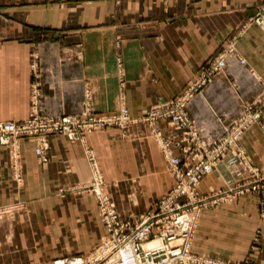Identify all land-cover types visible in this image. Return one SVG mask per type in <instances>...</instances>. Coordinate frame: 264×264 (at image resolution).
Masks as SVG:
<instances>
[{
	"label": "crops",
	"instance_id": "1",
	"mask_svg": "<svg viewBox=\"0 0 264 264\" xmlns=\"http://www.w3.org/2000/svg\"><path fill=\"white\" fill-rule=\"evenodd\" d=\"M263 6L264 0H0V120L25 118L34 102L49 115L88 107L146 114L231 46L226 65L188 105L201 133L217 139L263 88L264 27L251 19ZM261 121L239 140L258 166H264V112ZM160 126L165 137L174 135V146L182 131L168 119ZM150 132L139 122L77 140L53 133L46 162L33 136L17 139L18 158L0 143V264H53L101 242L107 229L94 193L71 189L89 180L91 154L122 217L148 209L174 179ZM228 177L222 164L201 189ZM263 211L264 191L204 209L192 250L226 260L249 255L264 264V243L250 248L255 228L264 227Z\"/></svg>",
	"mask_w": 264,
	"mask_h": 264
},
{
	"label": "built area",
	"instance_id": "2",
	"mask_svg": "<svg viewBox=\"0 0 264 264\" xmlns=\"http://www.w3.org/2000/svg\"><path fill=\"white\" fill-rule=\"evenodd\" d=\"M251 19L264 27V6ZM231 50L230 46L207 60L195 80L180 94L153 104L148 109L146 114L151 119H168L173 128L183 131L188 143L184 144L186 147L182 149V156L170 149L166 137H163V146L175 182L145 212L138 216L120 215L104 189L105 181L98 162L93 154L90 155L92 173L89 180L73 185L71 189L91 191L96 195L100 217L107 232L101 242L87 254L57 258L54 264H253L249 257L237 261L221 260L196 253L191 246L197 223L196 211L200 206L209 201H231L259 187L254 182L245 181L249 174L243 165V150L238 145L246 128L245 120H235L227 126L224 135L212 139L204 136L188 115L187 104L222 69L226 64V55ZM263 94L264 91L257 96V100ZM130 116L127 108L98 113L89 107L80 113L49 115L42 112L34 102L28 117L0 120V143L9 146L12 154L18 158L17 139L33 136L36 139L37 156L40 161L46 162L51 134L63 133L71 140L82 139L90 132L110 125H120L125 129L132 121ZM161 133L164 135V128ZM175 142L181 145V141ZM188 162L191 164L186 165ZM222 164L236 185H231L229 189L212 190L202 197L199 189L201 180ZM232 181L229 183H234Z\"/></svg>",
	"mask_w": 264,
	"mask_h": 264
},
{
	"label": "rangeland",
	"instance_id": "3",
	"mask_svg": "<svg viewBox=\"0 0 264 264\" xmlns=\"http://www.w3.org/2000/svg\"><path fill=\"white\" fill-rule=\"evenodd\" d=\"M228 54V53H227ZM227 56L228 55H226V58H227ZM227 60V59H226ZM227 62V61H226ZM226 65V64H225ZM224 65V66H225ZM223 66V67H224ZM222 67V68H223ZM264 91V84H263V88H262V90H261V92H260V94L262 93ZM259 94V95H260ZM258 95V96H259ZM256 100H257V97L256 98H254L252 101H250V102H248L247 103V105H246V109H248V110H251V111H248L247 110V112L246 113H244L242 116H240L239 118L240 119H242V120H245V122H246V128L243 130V133H242V135L240 136V138L245 134V132L247 131V130H249L250 128H252L253 126H255V125H258V124H261L262 123V121H261V118H262V115H263V112H264V94L261 96V98L260 99H258L257 100V102H256ZM191 101V100H190ZM189 101V102H190ZM188 105H189V103L187 104V110H188ZM251 106H253V108H250ZM32 110V109H31ZM258 113V114H257ZM189 115V114H188ZM29 116V115H28ZM28 116H26V117H28ZM190 116V115H189ZM25 117V118H26ZM131 119H132V121L129 123V125L130 124H134V123H139V122H144V123H146V124H148L150 127H151V132H150V134H151V136L157 141V143H158V145H159V147H160V149H161V151H162V154H163V156H164V158L166 159V162H167V166H168V170H169V172L171 173V170H170V167H169V161H168V158L166 157V149L164 148V146H163V142H164V138L163 137H165L164 135H163V133H161V134H159V132H161V129H162V126H160V120H162V119H164V118H159V119H157V118H154V119H151V117L150 116H148L147 114H142V115H132L131 114ZM191 117V116H190ZM192 118V117H191ZM239 118H237V119H239ZM237 119H234L231 123H233L235 120H237ZM171 123V122H170ZM230 123V124H231ZM128 125V126H129ZM110 126H116L118 129H120L121 131H123V132H125L126 130H127V128H128V126L124 129V128H122V127H120V125H110ZM108 127V126H107ZM161 128V129H160ZM172 137H174V135H171V137H169V136H166V139H167V141H168V144H169V148L170 149H172L173 151H176L177 149H179V150H182V149H184L186 146H184V144H186V143H188V140H187V138H185L186 137V135H185V133L182 131V134H181V138L180 139H178L179 141H181V145H177L176 143H175V145L174 146H172V143H173V138ZM240 138H239V140H240ZM175 142V141H174ZM238 145L241 147V149L243 150V165L245 166V168H246V170H247V172H248V176L246 175V182H248V183H251V182H254V185H258L259 187L256 189V190H248L247 192H250V191H257L258 193L259 192H262V191H264V166H258V165H253L252 163H250L249 161H248V154H247V150L243 147V146H241L240 145V143L238 142ZM183 151V150H182ZM191 161V160H190ZM192 162H194V160L192 161ZM189 164H191V162H188V163H186V165H189ZM99 165V164H98ZM99 168H100V171H101V174H102V176L104 177V181H105V183H104V189H105V191L108 193V196L111 198V195H110V193H109V191H108V189L106 188V180H105V176H104V173H103V171H102V169H101V167H100V165H99ZM172 174V173H171ZM173 176V175H172ZM174 178V177H173ZM204 179V178H203ZM203 179L201 180V182H200V184H199V189H200V192H201V196L202 197H204L205 195H208V194H210L211 192H212V190L213 191H215L216 189H218V188H223V189H229L230 187H231V185H236V183L234 182V181H232L231 180V178H227V181H225V183L224 184H221L220 186H218V187H215V188H208V190L206 189V191L205 190H202L201 189V183H202V181H203ZM229 179V180H228ZM230 181H232V182H234V183H229ZM174 182H175V179H173V182H172V184L167 188V190L166 191H168L169 189H170V187L174 184ZM165 191V192H166ZM164 192V193H165ZM163 193V194H164ZM246 193V192H245ZM244 193V194H245ZM162 194V195H163ZM244 194H242V195H244ZM95 195V194H94ZM161 195V196H162ZM242 195H240V196H238L237 198H234L233 200H226V201H223V202H220V203H211L212 201H209V202H207V204L206 205H202V206H200V209L198 210V211H196V215H197V223H198V221H199V218H200V216H201V213H202V211L204 210V209H206V208H208V207H212V206H218V205H228V204H232V203H234L235 201H237ZM161 196H159V197H161ZM158 197V198H159ZM95 198H96V195H95ZM157 198V199H158ZM112 199V198H111ZM156 199V200H157ZM96 200H97V198H96ZM155 200V201H156ZM154 201V202H155ZM112 202L114 203V206H115V208L117 209V211L119 212V210H118V208H117V205H116V203H115V201L112 199ZM153 202V203H154ZM97 204H98V201H97ZM153 205V204H152ZM147 210V209H146ZM145 210V211H146ZM145 211H143V212H145ZM143 212H140L139 214H136L135 216H138V215H140V214H142ZM0 214H1V212H0ZM98 215H99V218H100V220H101V217H100V212H99V206H98ZM263 218H264V211H263ZM102 221V220H101ZM102 223H103V221H102ZM196 223V224H197ZM104 224V223H103ZM104 226H105V224H104ZM263 229H264V227H261V226H259V227H256L255 228V230H254V232H253V234H252V239H251V242H250V248L251 249H254V248H256V250H257V248L259 249V247L261 246V244H263L264 243V241H262V234H263ZM195 230H196V228H195ZM195 233V232H194ZM105 235V234H104ZM103 235V236H104ZM102 236V237H103ZM192 245H193V240H192V243H191ZM191 245V246H192ZM199 254H203V255H207V254H205V253H199ZM207 256H210V257H213V258H217V259H221V260H226V259H222V258H219V257H216V256H211V255H207ZM250 258L251 259V261H252V258H251V256H249V255H247L245 258ZM245 258H243V259H245ZM243 259H239V260H243ZM55 261V260H54ZM54 261H53V264H54ZM228 261H237V260H228ZM252 263H253V261H252ZM254 264V263H253Z\"/></svg>",
	"mask_w": 264,
	"mask_h": 264
}]
</instances>
